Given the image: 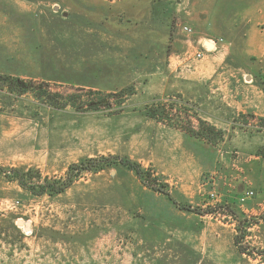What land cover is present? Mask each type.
Segmentation results:
<instances>
[{
  "label": "rangeland",
  "instance_id": "374dc122",
  "mask_svg": "<svg viewBox=\"0 0 264 264\" xmlns=\"http://www.w3.org/2000/svg\"><path fill=\"white\" fill-rule=\"evenodd\" d=\"M218 1L219 23L207 33L196 31L216 43L211 49L194 40L187 0H0V75L45 82L51 92H72L74 86L49 75L53 68L85 69L78 66L79 49L94 53L87 33L95 30L97 13L133 33L155 25L151 29L165 37L162 76L127 87L134 94L117 115L55 110L32 94L0 90V264H264V122L257 120L264 118V0ZM147 43L135 49L156 54ZM65 57L70 66L60 63ZM117 99L109 101L112 109ZM165 99L183 118L185 108L223 136L215 147L201 141L218 163L202 177L199 202L179 203L202 210L232 204L251 220L239 244L250 256L234 246L237 223L228 214L181 212L165 227L147 220L118 183L120 171L130 170L117 158L152 169L126 154L128 144L111 138L126 118L113 117L150 119L145 108ZM13 170H29L31 184L39 175L41 182L70 183L62 193L39 196L8 179ZM247 191L253 196L241 204Z\"/></svg>",
  "mask_w": 264,
  "mask_h": 264
},
{
  "label": "crops",
  "instance_id": "0c3cea01",
  "mask_svg": "<svg viewBox=\"0 0 264 264\" xmlns=\"http://www.w3.org/2000/svg\"><path fill=\"white\" fill-rule=\"evenodd\" d=\"M186 6L188 9L186 20L194 27L195 32L207 33L219 23L218 0H187ZM256 10L253 8V12ZM102 14H95V30L87 33L91 39L90 48L94 53L89 56L85 54V49H79L78 66L84 65L85 69L77 68L81 71L60 73L57 68H53L54 74L49 75L51 81L104 93H115L146 78L159 79L165 68L164 59L162 60L160 55V48L165 41V37L161 35L164 33L152 30L151 27L155 25L151 24H147L150 27L149 31L138 33L148 30L142 29L145 26L140 25L139 31L133 33L122 24L108 22ZM196 33L193 35L196 44H205L206 38ZM141 41L148 42L153 53H157L146 56L135 49V45ZM66 57L60 63L65 62L66 66L69 63L70 66L72 59L68 60ZM124 115L125 120H121L123 121L120 122L121 126L114 127L111 138L128 144L126 154L130 158L143 167L151 168L156 177H163L167 191L175 201L197 204L202 192L200 188L202 177L216 170L218 163L216 152L185 132L150 120L142 114L122 113L113 118L118 119ZM120 174V178H116L126 191L127 199L142 208V214L147 220L166 227L179 217L178 213L184 212L178 210L163 194L148 189L133 172L122 169Z\"/></svg>",
  "mask_w": 264,
  "mask_h": 264
},
{
  "label": "trees",
  "instance_id": "16d2710c",
  "mask_svg": "<svg viewBox=\"0 0 264 264\" xmlns=\"http://www.w3.org/2000/svg\"><path fill=\"white\" fill-rule=\"evenodd\" d=\"M4 88L7 89V92L16 93L17 95L32 94L36 99H40L43 104L55 110L70 108L75 112L103 111L107 115L121 113L128 96L134 94L130 88H125L115 93H104L76 87H72V92L64 94L56 91L51 92L49 90V84L45 82L0 75V90H4ZM117 97L119 99L116 101V108L112 109L109 101ZM176 105L171 99H165L162 102L161 100H154L151 106L145 108V114L150 119L177 128L205 144L213 147L217 146L222 140V132L204 120L189 116L187 109L181 107L183 112H185V118H183L181 114H178L181 111L176 109ZM240 116L245 117L243 114ZM251 118H255V116H251ZM193 119L195 123L192 121ZM257 120L264 122V118H258ZM107 162L109 161L106 160L104 163ZM88 163L93 164V161H89ZM117 163L132 171L148 189L163 194L180 211L194 213L200 216L207 214H228L237 223L233 238L234 246L239 254L250 256L248 250L244 247H239V244L240 239L244 238L246 229L250 227L251 220L245 217L232 204L220 202L206 210L181 204L172 198L170 193L165 189L166 186L161 184L156 176H153L152 171L144 170L139 164L124 158H117ZM81 169L84 168L81 167ZM11 173L12 176H9L8 179L16 181L22 188L39 196L62 193L70 183L69 181L65 184L60 183V181H53L51 183L47 179H43L41 182L42 178L39 175L37 184H31L30 180L32 177H30L31 172L29 170L27 172L13 170ZM262 255L264 258V251Z\"/></svg>",
  "mask_w": 264,
  "mask_h": 264
},
{
  "label": "built area",
  "instance_id": "2783aa9c",
  "mask_svg": "<svg viewBox=\"0 0 264 264\" xmlns=\"http://www.w3.org/2000/svg\"><path fill=\"white\" fill-rule=\"evenodd\" d=\"M184 31L190 33L191 30L189 28H184ZM209 43H212V48L211 49H215L216 47V43L215 42H209ZM205 44H202V46L204 47ZM205 48V47H204ZM195 57L197 58H201L203 57V54L202 52H197L195 54ZM153 176H155V174L152 172ZM253 196V192L251 191H247L245 192L240 198H239V202L241 204L245 203L248 199H250L251 197ZM209 198L211 199V201H218V198H217V195L214 193V192H210L209 193ZM217 203V202H215Z\"/></svg>",
  "mask_w": 264,
  "mask_h": 264
},
{
  "label": "water",
  "instance_id": "95a60500",
  "mask_svg": "<svg viewBox=\"0 0 264 264\" xmlns=\"http://www.w3.org/2000/svg\"><path fill=\"white\" fill-rule=\"evenodd\" d=\"M207 46H209V47H211L212 48V45H210V44H208V42L207 43H205ZM21 224V223H20Z\"/></svg>",
  "mask_w": 264,
  "mask_h": 264
}]
</instances>
